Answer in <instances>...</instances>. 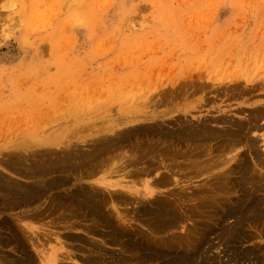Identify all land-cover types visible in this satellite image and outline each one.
Listing matches in <instances>:
<instances>
[{"label":"rangeland","instance_id":"obj_1","mask_svg":"<svg viewBox=\"0 0 264 264\" xmlns=\"http://www.w3.org/2000/svg\"><path fill=\"white\" fill-rule=\"evenodd\" d=\"M239 56L253 63L255 70L264 67V0H0V173L29 185L32 179L24 177L25 170L20 168L25 163L18 156L25 158L26 164L41 155L66 158L75 152L88 153L111 126L118 132L155 126L171 130L184 123L196 124L208 111L216 112L215 107L235 111L241 105L228 95L218 96L221 87L232 83L230 79L239 72ZM111 133L114 135L110 132L108 136ZM242 145L235 150L243 156L246 152L251 165L258 164L253 152H260L262 147L254 150ZM130 151L126 145L111 157V153H104L100 156L107 159L103 171L84 173L83 178L77 175L69 183L48 190L36 202L7 210L0 201V235L18 236L26 252L35 258L33 264H53L70 254L66 264H83L78 260L82 254L78 246L67 239L85 231L72 226L80 218L71 215L72 210H64L62 204L66 205L63 200L76 187L90 190L91 184L126 193L132 200L128 206L121 199L114 205L124 213L128 207L131 215L134 208L151 199H168L183 208L186 205L183 216L188 212L193 216H184L188 220L183 219L182 227L173 232L178 236L198 232L194 226L201 222V202L190 193L200 188L201 174L185 164L187 157L174 159L178 166L173 167L169 160L153 156L160 164L155 167L162 169L157 171L149 168L145 153ZM184 169L190 172L188 176ZM164 178L170 181L163 184ZM52 202H61L63 208L54 207ZM66 225L73 230H65ZM134 227H139L138 222ZM46 237L49 240L45 244ZM29 238L38 245L37 251L30 247ZM252 240L243 243V249L264 246V238ZM213 242L218 245L214 254L227 260L229 253L224 246ZM13 245L6 250L14 251ZM14 252L13 260L21 259L20 250ZM263 252L264 247L259 252L264 260ZM237 260L234 264H247L242 262L245 259ZM164 261L157 258L149 264Z\"/></svg>","mask_w":264,"mask_h":264},{"label":"bare ground","instance_id":"obj_2","mask_svg":"<svg viewBox=\"0 0 264 264\" xmlns=\"http://www.w3.org/2000/svg\"><path fill=\"white\" fill-rule=\"evenodd\" d=\"M251 57L253 58V55ZM244 59L245 57L241 58L239 56L237 65L239 70H236L239 72L236 73L235 71L236 75L233 77L234 79H230L232 83L225 85L224 80L222 81V85L224 84L225 86L224 88L221 87L219 91L221 93L218 96L225 98L228 95L227 97L231 101L237 102V105H241L235 111L213 105L216 108V112H206L210 116L205 114L206 116L204 115L201 120L198 119L196 124L185 125L183 121V126L180 125L179 128H172L171 130L167 127H157L154 125L155 127L135 128L131 130H128V128L125 131L118 132V130H115L116 126L112 127L110 125V129L107 128L108 132H114V135L111 133L112 136H108L109 133L102 132L104 136L97 139L94 145H91V150L88 153L75 152L76 154H69L66 158H63L61 155L58 158L57 155L58 159H47L46 157L41 158L42 155L39 156L37 154L36 157L39 156L40 158H35L33 162L26 164L25 158L22 159V156H18L22 161L24 160L25 164L23 163L24 165L21 166L17 162L18 160H15L14 163L17 162V165L23 167L20 170H25L23 174L26 176L24 177H30L34 184L27 182L29 185H21L16 180L9 179L6 175L5 177L0 173V201L1 205L2 203L4 205L3 208H0H7L8 210L11 207L16 208V206L18 207L21 204L36 202L48 190L54 189L60 184L69 183L77 175L83 178L84 173L85 175L86 173L90 174L102 167L104 170L107 159H103L104 157L100 158V156L104 153L109 156L111 153V157L112 152L126 145L133 153L134 151L145 153L149 158L147 161L149 168L152 167V170L158 162H155L156 159L153 160V156L154 158L158 156L163 160H169L170 165H173V167L178 166L177 164L175 166L174 159L186 156L187 160H184L185 164L188 167L192 165L195 172L197 171L201 174L200 188L190 193L193 196H198L201 202L199 207V216L201 218L199 221L201 222L196 220L199 222L196 226H194L193 222L194 227L198 226L196 228L199 229L198 232H185V236H178L173 232V229L178 226L180 227L181 225L182 227L183 219L187 221V218L191 219L193 216L188 211L184 215L188 217L185 219L183 216L185 213H182V211L185 210L186 205L183 208L179 204H172L168 199H151L149 203L139 204L134 208V212L131 215L128 207H124L123 211L127 210L124 213L119 206L121 203L118 204L119 207L114 205L115 202L119 203L121 199L124 205L128 202V206L132 200L126 193L121 194L118 190V192L113 193V191L105 190L107 188L92 187V184L88 187L91 188L90 190L86 186L87 190L80 186V189L76 187L78 190L74 189L75 193L73 192L70 194L71 196H67L63 200L66 205L62 204L65 206L64 210L68 208V210H72L71 215L80 218L76 223L74 220L75 224L72 226L74 228L75 225L80 226L82 227V231H85V233H78L79 235H76L77 233L73 234L74 236L67 234V240L75 242L76 246H78L76 247L78 248L77 250H80L82 253L78 257V260L83 264H139L140 262L141 264H144V262H146L145 264H149V261L153 262V260L161 258L163 261H166L162 262V264H234L235 262L238 263L237 258H240L245 259L246 261L242 262L247 264H264L262 257L261 259L259 258V255L262 254L259 252L263 251L264 246L259 248L253 247L254 249L251 247V249L245 248V246V249H243L242 247L243 243L253 242L254 240L252 239L259 238L263 240L264 238V71L261 69L264 67L261 66L260 69L255 70L253 63L251 64L247 60L244 61ZM203 86L207 87V85ZM228 92L231 94L229 95ZM211 99L210 101H212ZM260 142H263L262 145H259ZM242 144L254 150L255 148L262 147V152H259L258 149L257 153L253 152L255 153V158L259 161L257 162L258 164H255L254 161L255 165H251L249 162L251 159L245 155V151L243 156L241 152L238 153L235 150L238 149V146H243ZM184 147L186 148L184 149ZM193 147L196 150L192 149ZM145 154H143V157H146ZM226 154H229V156ZM13 157L15 156L13 155ZM162 159L161 161L165 162ZM162 164L164 166V163ZM157 167L155 168L159 171L161 167L159 170ZM15 168L13 169L15 170ZM184 170L186 172V169ZM189 173H187V176ZM91 175L89 176L91 177ZM171 175L168 176L171 177ZM169 181V179L164 178L161 182L166 184ZM99 184H102V182ZM73 194H75L76 199L72 198ZM127 196L128 198H125ZM133 197L135 198L132 195ZM54 199L52 200L54 201ZM55 201L57 200L55 199ZM53 205L57 208L61 205V202L53 203ZM54 207L50 208L54 211ZM59 207L63 208L62 206ZM187 210H189L188 207ZM49 212L54 214L50 210ZM68 214L70 215V213ZM189 215L192 216L189 217ZM56 216L58 217V215ZM65 216L63 220H65ZM130 217L131 219H129ZM129 220L132 221L130 222ZM136 222H138L139 227H134ZM51 225H55V223ZM68 227L71 228L70 225ZM68 227L66 225L65 230ZM55 228L57 227L55 226ZM10 229L12 230V228ZM251 229L255 230V233L252 234ZM40 237L42 238L43 236ZM40 237L39 239H41ZM30 238L28 241L31 244L30 247H33L37 251L39 249L38 245L32 241L30 242ZM48 240L46 237L43 242L46 244ZM213 241H217L219 245L224 246V249L221 248L229 253L227 260L222 259L224 257L222 254V257L219 254H214L213 250H218V245L215 246L216 243ZM10 244H14V251L20 250L21 259L13 260L12 255H15L16 252L6 250V246ZM70 244L72 243L70 242ZM241 247L242 250H240ZM116 248L119 249L116 251ZM68 253L70 254V252ZM70 255L62 256V259L57 260L53 264H66V260L71 259L72 255ZM36 258L38 260V256ZM34 262L35 258L31 253L26 252V247L18 236L8 238L7 236L0 235V264H33Z\"/></svg>","mask_w":264,"mask_h":264}]
</instances>
